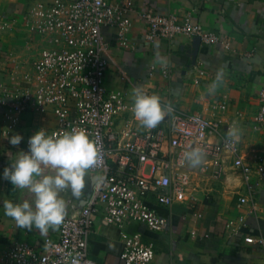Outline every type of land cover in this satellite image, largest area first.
I'll return each mask as SVG.
<instances>
[{"label": "built area", "instance_id": "1", "mask_svg": "<svg viewBox=\"0 0 264 264\" xmlns=\"http://www.w3.org/2000/svg\"><path fill=\"white\" fill-rule=\"evenodd\" d=\"M132 12V2L115 5L107 0L35 1L27 10L23 22L39 37L36 42L42 48L32 71L0 94L3 133L16 130L24 114L48 110L56 118L53 128L44 129L48 134L85 131L99 148V160L90 170L95 183L89 203L79 215L65 216L58 226V239L45 238L34 245L15 242L4 252L0 264H108L90 256L97 218L122 230L119 259L123 264H152L154 245L144 243L138 234H128L125 226L136 223L163 231L168 219L158 208L192 204L197 200L195 177L220 180L225 158L231 159L245 186L239 206H248L250 213L258 214L256 197L262 191L264 166L247 163L238 142L222 135L220 121L172 106L167 118L155 128L136 126L132 119L119 127L131 107L125 92L106 87L110 45L104 29H115L120 45L130 47ZM141 18L147 25L148 43L183 36L197 38L206 46L231 49L228 40L206 30L195 14L180 18L144 12ZM11 25L9 20H2L0 29L8 30ZM164 73L169 74L170 69L166 67ZM259 97L256 126L264 124V92ZM194 147L206 155L195 169L184 158ZM97 176L103 177V183L96 181ZM257 241L264 251V236Z\"/></svg>", "mask_w": 264, "mask_h": 264}, {"label": "crops", "instance_id": "2", "mask_svg": "<svg viewBox=\"0 0 264 264\" xmlns=\"http://www.w3.org/2000/svg\"><path fill=\"white\" fill-rule=\"evenodd\" d=\"M35 1L51 0H0V22L12 21L8 30L0 29V94L6 86L32 71L42 48L36 42L39 37L23 22ZM107 1L115 5L132 2L134 8L130 13V47L120 45L115 29H104L110 45L106 87L125 92L131 107L119 127H123L127 119L141 126L132 112L134 91L139 87L149 95H157L165 108L171 105L208 120L220 121L222 135L229 136L230 129L237 127L241 136L238 145L247 163L264 166V124H254L261 105L259 96L264 92V0ZM144 12L180 18L195 14L206 30L228 40L231 49L206 46L197 38L183 36L148 43L145 40L147 25L141 18ZM158 57L166 58L167 63H162ZM166 67L170 69L169 74L164 73ZM218 72L222 74L220 82L216 80ZM2 113L0 106V173L20 151H27L29 137L41 128L51 129L56 125L51 111L29 112L22 116L16 130L4 135ZM166 118L167 115L163 120ZM17 134L23 137L20 144H10L9 138ZM89 175L94 191L95 177L90 171ZM193 183L197 200L192 204L158 208L168 219L163 231H153L136 223L125 226L128 234H138L144 243L154 245L156 257L152 264H264V251L257 241L264 236V176L262 191L256 197L257 215L250 213L248 206L238 204L240 194H245V186L240 173L232 168L230 158H225L224 175L220 180L196 176ZM64 195L62 192L61 197ZM30 197L26 190L15 188L8 180L0 178V260L15 242L34 245L41 244L45 238L58 239V226L41 234L35 229L17 228L15 221L5 215L6 202H20ZM65 202L68 206L65 216L75 217L85 207L75 208L76 202L71 199ZM121 231L97 218L95 233L90 239L91 258L123 264L119 259Z\"/></svg>", "mask_w": 264, "mask_h": 264}, {"label": "clouds", "instance_id": "3", "mask_svg": "<svg viewBox=\"0 0 264 264\" xmlns=\"http://www.w3.org/2000/svg\"><path fill=\"white\" fill-rule=\"evenodd\" d=\"M158 59L167 63L164 57ZM216 80H222L221 73H217ZM171 111L172 106H162L157 95H149L139 87L135 89L132 112L144 128L157 127ZM229 137L233 143L239 142L240 130L233 127ZM22 139L17 134L11 136L9 142L19 145ZM184 158L191 167L196 168L203 164L206 155L203 149L194 147L185 153ZM98 160L99 148L85 131L70 129L48 134L41 128L29 137L27 151H20L11 165L0 173V178L31 194V199L6 202L5 215L11 217L19 229H35L46 234L65 218L66 202L61 193L70 190L74 197H79L86 187L89 171L97 165ZM96 181L103 183V177L97 176Z\"/></svg>", "mask_w": 264, "mask_h": 264}, {"label": "rangeland", "instance_id": "4", "mask_svg": "<svg viewBox=\"0 0 264 264\" xmlns=\"http://www.w3.org/2000/svg\"><path fill=\"white\" fill-rule=\"evenodd\" d=\"M10 22L12 23V21H10ZM14 23H15V21H14ZM63 192H65V195H64L65 197H62V198L63 199L66 198V200L71 199V201H74V203L76 202L75 208L78 209L80 206H83V205L86 206L89 203V201L92 197V194H93V186H92L91 181H90L89 173H88V176L86 177V187L82 191V194L79 197H74L70 190H64ZM27 199H31V197L27 198ZM66 207H68V206L66 205Z\"/></svg>", "mask_w": 264, "mask_h": 264}]
</instances>
